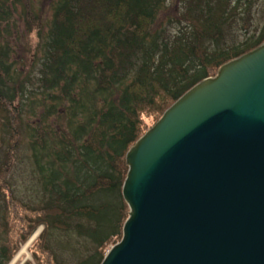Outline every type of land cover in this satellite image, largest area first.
Returning <instances> with one entry per match:
<instances>
[{"label":"trees","instance_id":"trees-1","mask_svg":"<svg viewBox=\"0 0 264 264\" xmlns=\"http://www.w3.org/2000/svg\"><path fill=\"white\" fill-rule=\"evenodd\" d=\"M260 1L0 0V264L19 249L10 241L18 208L24 243L44 229L26 264H61L53 230L93 244L77 264L102 263L122 239L126 155L147 132L146 118L160 119L264 42V23L245 27ZM239 25L243 40L233 33ZM23 143L38 187L28 202L10 181Z\"/></svg>","mask_w":264,"mask_h":264},{"label":"water","instance_id":"water-1","mask_svg":"<svg viewBox=\"0 0 264 264\" xmlns=\"http://www.w3.org/2000/svg\"><path fill=\"white\" fill-rule=\"evenodd\" d=\"M122 240L101 264H264V43L131 147Z\"/></svg>","mask_w":264,"mask_h":264},{"label":"rangeland","instance_id":"rangeland-1","mask_svg":"<svg viewBox=\"0 0 264 264\" xmlns=\"http://www.w3.org/2000/svg\"><path fill=\"white\" fill-rule=\"evenodd\" d=\"M51 1L52 0H43V7H47L48 4L51 3ZM250 14V21L245 24V27L246 29L249 28L250 31L254 32L256 27L261 28L262 24L264 23V0L256 3L252 8ZM240 27L241 25L236 27L234 26L233 33L239 36L240 40H243L244 37H247L249 34L243 33L244 28ZM160 119H156L154 117L146 118L145 124L148 128L147 131L152 128ZM30 155L31 154L27 144L23 143V145L16 153V159L10 174V181L12 188L14 189L15 196L25 202H28V198L31 200H36L38 197V187H35L32 183V181H34L33 179H35V173L33 170V163ZM23 211L24 210H19L18 208V216L12 215L10 219V226L12 227V231H10V241H12L14 247H18L19 249L13 260L9 264H26L29 262L33 263V251L37 249L34 248V246L40 242L39 236L44 230L43 227H39L32 232V235L24 243L22 237L23 233L27 232V223H25L23 219ZM128 214L129 209L127 210V216ZM107 227L104 233V230H100L101 235H107ZM20 230H23V232ZM48 240L51 248L53 249V252L55 253L57 259L61 262V264H77V261L88 259L91 254L95 252V247L88 239L81 238L80 236L72 232L64 233L61 231L53 230ZM113 246L114 245H110L106 249L104 258L113 248ZM25 248L26 251H24ZM96 263L97 260L95 259H92L90 262V264Z\"/></svg>","mask_w":264,"mask_h":264},{"label":"bare ground","instance_id":"bare-ground-1","mask_svg":"<svg viewBox=\"0 0 264 264\" xmlns=\"http://www.w3.org/2000/svg\"><path fill=\"white\" fill-rule=\"evenodd\" d=\"M24 251H26V248L24 249Z\"/></svg>","mask_w":264,"mask_h":264}]
</instances>
